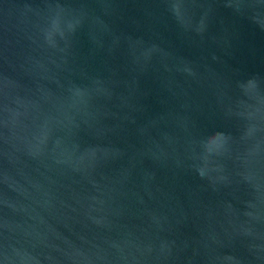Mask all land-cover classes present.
<instances>
[{"label": "water", "instance_id": "95a60500", "mask_svg": "<svg viewBox=\"0 0 264 264\" xmlns=\"http://www.w3.org/2000/svg\"><path fill=\"white\" fill-rule=\"evenodd\" d=\"M0 264H264V0H0Z\"/></svg>", "mask_w": 264, "mask_h": 264}]
</instances>
